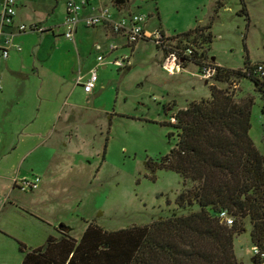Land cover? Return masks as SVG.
I'll list each match as a JSON object with an SVG mask.
<instances>
[{"label": "rangeland", "instance_id": "374dc122", "mask_svg": "<svg viewBox=\"0 0 264 264\" xmlns=\"http://www.w3.org/2000/svg\"><path fill=\"white\" fill-rule=\"evenodd\" d=\"M18 1L22 3L18 6L19 15L27 14V19L36 20L45 19L48 14L46 24L58 25V36L50 32L21 35L18 40L21 51L25 53L40 46L44 54L51 56L46 59L47 66L61 67L66 76H77L79 71L86 79L88 71L97 66L96 56L101 51L92 49L91 37L85 32L74 37L76 46L62 36L64 29L59 26L63 22L62 0L54 12H51L54 0ZM243 4L247 16L242 12ZM217 5L221 6L216 9ZM125 8L146 15L147 30L158 28L168 36L210 24L211 42L203 43L200 38L189 41L202 53L201 60L205 62L230 69H243L246 58L249 64L264 63V0H243V3L241 0H128ZM98 33L105 56L104 64L97 67V89L88 101L81 94L75 95L80 104L77 129L63 135L66 142L71 140L78 153L64 154L61 169L58 168L61 163L56 169L60 173L56 179L35 190L46 189L47 195L64 197L55 203L52 212L72 227L69 234L76 238L89 223L111 231L146 225L158 217L169 216L171 211L183 214L189 210H179L175 204L176 196L184 189L181 177L174 171L152 170L149 166L176 143L177 129L168 124L173 123L171 116L191 101L208 98L209 84L226 89L237 100L252 98L249 136L258 150L264 152V101L248 78H235L231 83L204 79L192 64L170 74L161 69L162 51L151 41H139L133 51L125 46L107 54L112 41L103 32ZM121 56L128 60L124 68L113 63ZM22 90L18 86L16 94L22 95ZM67 109L64 105L63 117ZM243 223L246 230L234 236L233 251L238 261L252 264L250 224L247 219ZM19 230L30 244L28 236L33 232ZM47 230L58 233L57 229ZM0 237L5 236L0 234ZM19 243L32 248L22 241L9 249L0 247V264L21 263L23 253L19 252Z\"/></svg>", "mask_w": 264, "mask_h": 264}, {"label": "trees", "instance_id": "16d2710c", "mask_svg": "<svg viewBox=\"0 0 264 264\" xmlns=\"http://www.w3.org/2000/svg\"><path fill=\"white\" fill-rule=\"evenodd\" d=\"M127 1L110 0L119 11ZM242 12L247 16L244 4ZM209 28L210 24L196 25L166 40L174 49L191 47V54L183 55V66L193 63L200 69L211 64L215 68L211 79L219 82L248 78L264 101V63L249 64L246 58L243 69H230L201 60L202 53L189 41L211 42ZM208 87V98L191 101L174 113L176 122L168 124L177 129L176 143L149 166L181 177L184 189L175 204L187 212L171 211L149 224L111 231L89 223L79 238L62 224L59 235L48 236L43 246L19 243L20 264H243L234 255L233 240L246 230L245 219L252 246L263 253L253 255L252 264H264V152L249 136L253 101L237 100L213 83ZM104 152L105 147L103 156ZM221 211L232 218L231 225Z\"/></svg>", "mask_w": 264, "mask_h": 264}, {"label": "crops", "instance_id": "0c3cea01", "mask_svg": "<svg viewBox=\"0 0 264 264\" xmlns=\"http://www.w3.org/2000/svg\"><path fill=\"white\" fill-rule=\"evenodd\" d=\"M59 1L54 0L55 4L51 7V12H54ZM2 2L3 0H0V11ZM101 2L106 1L101 0ZM61 3L64 20V1L62 0ZM19 5L21 6L22 3L17 0L13 23L0 31V43L10 39L8 56L3 58L0 54V234L5 236L0 237V247L8 249L20 241L27 243L19 229H30L33 232V235L28 236L31 239L30 244L27 243L32 248L43 246L48 236H58L62 224L68 226L72 234V227L62 222L61 216L52 212L57 206L55 203L64 200V197L61 199L57 194L47 195L46 189H40L38 192L35 190L45 182L50 185L52 180L56 179L59 173L56 169L60 163L58 168L61 169L64 154L78 153L74 151L71 140L66 142L63 135L70 134L72 128L77 129L76 119L80 104L76 102L75 95L81 94L88 101L98 86L96 83L90 93L83 91L82 87H79L81 85L77 78L81 75L82 80H85L84 76L79 71L77 76H66L61 67L47 66L46 59L51 56L44 54L40 46L25 53L21 49L16 50L15 45L20 46L18 40L21 35L39 34L32 30L17 31L16 25L19 23H37L44 26V32L58 36L56 30L58 25L46 24L48 14L45 19L29 20L27 14H24L25 17L18 14ZM87 14H89L88 9L82 10L81 18ZM62 24L63 22H60L59 26ZM144 30L149 32L145 27ZM99 31L103 32L104 37L110 39L111 43L116 44L113 51L128 46L121 36L111 34L104 26L89 28L82 20L77 25L74 37L79 32H85V35L91 37L92 49H96V45H99L101 51L99 53H102L103 48L98 41ZM62 36H64L63 32ZM67 41L74 46L77 45L75 41L68 39ZM138 42L132 45V51ZM106 52L109 54L111 51L106 50ZM103 55L105 56L104 53ZM98 64L100 66L104 62ZM18 86L23 88L22 95L16 94ZM64 105L68 106V109L63 117ZM36 176L40 178L36 189L22 191L17 187L19 180H33ZM58 195L61 197V193ZM47 229H57L58 233L53 234V231Z\"/></svg>", "mask_w": 264, "mask_h": 264}, {"label": "built area", "instance_id": "2783aa9c", "mask_svg": "<svg viewBox=\"0 0 264 264\" xmlns=\"http://www.w3.org/2000/svg\"><path fill=\"white\" fill-rule=\"evenodd\" d=\"M65 5V16L63 20V35L70 41H73L75 31L78 23L82 20L86 27L92 28L97 25L104 26L111 34L121 36L125 40V44L131 46L141 40H150L156 48L162 51L161 69L167 73L173 74L176 71L179 72L186 66H183L184 56L191 54V47H186L182 50L174 49L172 45L166 40L165 33L160 29H154L146 32L144 30V24L147 20L146 15L138 12H130L128 9L123 10H111V2H101V0H63ZM106 1V0H105ZM110 1V0H109ZM88 9L89 14L81 18V11ZM17 0H3L0 11V31L3 27L9 26L13 23L16 16ZM17 31H36L38 33L44 32L45 28L42 25L19 23L16 25ZM10 39H6L0 43V54L3 58H6L9 53ZM16 50H20V46L15 45ZM100 46L96 45V49ZM116 48V44L110 43L107 46L109 51H113ZM98 63H102L104 60L103 53H99L96 56ZM88 71V76L85 80H82L81 75L78 76L77 81L80 83L83 91L90 93L94 90L98 81L97 67ZM114 64L119 67H126L128 63L127 57H117L113 61ZM193 66L197 67V72L204 79H211L215 73V68L211 64H205L202 68H198L193 63ZM187 64V65H188ZM258 71L262 70V65H258ZM170 120L175 123L176 119L172 116ZM264 127V122H263ZM40 178L36 176L33 180L21 179L17 182V187L22 191H32L38 187ZM220 216L223 218L226 224H232V218L226 214L225 211L220 212ZM253 255L261 254L256 246H252Z\"/></svg>", "mask_w": 264, "mask_h": 264}, {"label": "water", "instance_id": "95a60500", "mask_svg": "<svg viewBox=\"0 0 264 264\" xmlns=\"http://www.w3.org/2000/svg\"><path fill=\"white\" fill-rule=\"evenodd\" d=\"M213 58V57H212Z\"/></svg>", "mask_w": 264, "mask_h": 264}]
</instances>
